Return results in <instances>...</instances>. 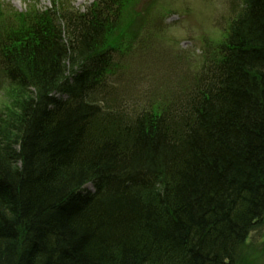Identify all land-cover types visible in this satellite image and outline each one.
Segmentation results:
<instances>
[{
	"label": "trees",
	"instance_id": "1",
	"mask_svg": "<svg viewBox=\"0 0 264 264\" xmlns=\"http://www.w3.org/2000/svg\"><path fill=\"white\" fill-rule=\"evenodd\" d=\"M26 1L0 4V71L18 87L0 109V264H254L264 0H238L198 67L143 104L111 82L148 22L139 0Z\"/></svg>",
	"mask_w": 264,
	"mask_h": 264
},
{
	"label": "rangeland",
	"instance_id": "2",
	"mask_svg": "<svg viewBox=\"0 0 264 264\" xmlns=\"http://www.w3.org/2000/svg\"><path fill=\"white\" fill-rule=\"evenodd\" d=\"M38 8L50 6L49 0H34ZM92 0H72L82 10ZM230 0H139L138 9L146 10L160 22L155 32L144 33L139 42H122L114 55L112 86L124 100L133 98L141 104L163 102L185 72L195 70L203 56L210 53L222 38L226 20L235 3ZM32 3V1L30 2ZM9 12H24L26 0H0ZM236 8H234L235 10ZM18 87L8 82L0 71V109L9 106ZM111 106L106 98L105 104ZM104 104V103H103ZM104 104V105H105ZM92 190L90 186H87ZM246 262L264 264V228L252 231L241 257Z\"/></svg>",
	"mask_w": 264,
	"mask_h": 264
},
{
	"label": "bare ground",
	"instance_id": "3",
	"mask_svg": "<svg viewBox=\"0 0 264 264\" xmlns=\"http://www.w3.org/2000/svg\"><path fill=\"white\" fill-rule=\"evenodd\" d=\"M20 135H23V133H24V129H20Z\"/></svg>",
	"mask_w": 264,
	"mask_h": 264
}]
</instances>
